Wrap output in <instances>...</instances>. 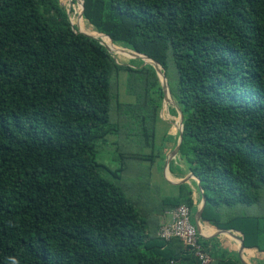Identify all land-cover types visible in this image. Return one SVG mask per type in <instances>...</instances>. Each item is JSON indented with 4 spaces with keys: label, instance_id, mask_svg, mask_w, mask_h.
I'll return each mask as SVG.
<instances>
[{
    "label": "trees",
    "instance_id": "obj_1",
    "mask_svg": "<svg viewBox=\"0 0 264 264\" xmlns=\"http://www.w3.org/2000/svg\"><path fill=\"white\" fill-rule=\"evenodd\" d=\"M82 1L83 19L111 52L113 44L161 66L183 117L177 155L205 198L201 221L264 253V214L246 212L264 188V0ZM122 72L131 103L119 100ZM163 99L151 65L116 63L59 0H0V264H200L180 240L157 236L167 212L193 209L189 185L156 196L142 178L124 181L141 174L134 162L159 156ZM107 130L122 148L114 170L95 161ZM199 243L210 264H243Z\"/></svg>",
    "mask_w": 264,
    "mask_h": 264
},
{
    "label": "rangeland",
    "instance_id": "obj_2",
    "mask_svg": "<svg viewBox=\"0 0 264 264\" xmlns=\"http://www.w3.org/2000/svg\"><path fill=\"white\" fill-rule=\"evenodd\" d=\"M60 4L65 7L68 15L69 20L72 26H74L77 30L79 29L83 33L88 32H94L92 27L83 19L82 16L79 15V0H59ZM91 34V33H89ZM93 35V34H91ZM112 52L111 55L115 59L116 63L119 65H127L133 68L142 67L145 65H149L150 61L147 62L143 59V57H135L132 55L133 52H131L128 49H123L116 45H111ZM167 77L170 81V84L173 86L176 85L178 78L176 75V71L174 68V64L172 61L169 62V67L167 71ZM125 73L122 72L120 74V96L119 100L121 102H133L134 97L131 95H128L125 93ZM175 105L177 108L175 102L170 97L168 103L163 100V105L160 111V117L164 119L167 122H171L172 126L176 128L177 133L179 132L180 124H179V112L178 115H175V117L171 114L172 111V105ZM178 110V108H177ZM161 118L158 119L156 124V140H155V147L153 149V152L155 154H159V156L154 160L153 163H150L149 161H142V162H134L133 170L138 167L141 174H137L133 172V176L129 175L128 177H124L125 183L127 182L130 186L133 184L135 186L136 179H143L145 182H149L152 186L150 189V192L156 196H164V195H172L171 193L176 191L174 186L169 182V179L172 181L170 175L168 174V167H164L165 163L167 161V158L165 156L166 150L174 149V147L169 145L170 142H173V138L170 137L168 130L170 124L163 122ZM127 127V132L129 136L126 138V140L133 145L131 148V151L136 152V146L139 145V139L140 137L137 134L136 125L134 122L129 121ZM106 131V129H105ZM111 130H107V140L103 141L100 140L96 143V148L94 149L96 152V159L95 161L103 164L107 168L114 170L118 168L121 164V160L119 159V151H122V148L119 147L120 143L118 142L119 137L115 133H109ZM138 152L144 153V155L150 154L151 149L149 148H139ZM164 153V156L163 154ZM164 157V159H163ZM137 165V166H135ZM187 165V164H186ZM173 173L174 169L172 168ZM172 173V172H171ZM100 175L106 179H109L113 181L114 183L118 184V180L113 178L106 170L100 169ZM260 204H255L250 206L248 209L249 211H246L249 214H264L263 210L260 211V207H264V188L260 191ZM242 206H237L236 208L232 209V212H239L241 210ZM246 214V213H245ZM193 222V221H192ZM229 256L232 258H239V255L237 252L235 253H229L227 252ZM246 263V262H245Z\"/></svg>",
    "mask_w": 264,
    "mask_h": 264
},
{
    "label": "crops",
    "instance_id": "obj_3",
    "mask_svg": "<svg viewBox=\"0 0 264 264\" xmlns=\"http://www.w3.org/2000/svg\"><path fill=\"white\" fill-rule=\"evenodd\" d=\"M172 106L173 107L171 114L175 117V115H178V110L174 104ZM162 121L170 124L168 133L170 137L173 138L172 139L173 142H170L169 145H171V147L172 146L176 147L178 141V133L176 131V128L171 127L172 126L171 122H167L164 119H162ZM174 149L172 148L170 149V151L169 149L166 150L165 156L167 158V161L164 167L166 168L170 164L168 169V174L170 175L169 178H171L172 181L169 179V182H171V184L174 185V188L177 184L185 182L189 185L190 189L192 190L194 206L193 209L191 210V213H192V220L194 221L195 213L200 208L202 203V196H201L202 191L200 187H198L197 180L194 177H192L191 176L192 174L188 171L185 161L180 159L178 155L172 156V151ZM172 168L174 169V173ZM174 192L177 193V190ZM169 220H170V214L167 212L163 217H161L159 225L162 222H168ZM199 232L201 238L208 240V246L212 249V251L224 250L229 253L237 252L238 255L241 256L243 261L246 262L247 264H264V253H257L255 250H251V249H244V248L241 249L239 239L242 236L239 232L233 230L226 231V230L217 229L214 226L210 225L209 223L201 221V219L199 221Z\"/></svg>",
    "mask_w": 264,
    "mask_h": 264
},
{
    "label": "built area",
    "instance_id": "obj_4",
    "mask_svg": "<svg viewBox=\"0 0 264 264\" xmlns=\"http://www.w3.org/2000/svg\"><path fill=\"white\" fill-rule=\"evenodd\" d=\"M168 213L170 220L159 225L157 236L164 241H169L172 238L180 240L185 250L192 253L200 264H210L212 257L204 251L199 243L200 235L192 222L191 209L186 205H179Z\"/></svg>",
    "mask_w": 264,
    "mask_h": 264
},
{
    "label": "water",
    "instance_id": "obj_5",
    "mask_svg": "<svg viewBox=\"0 0 264 264\" xmlns=\"http://www.w3.org/2000/svg\"><path fill=\"white\" fill-rule=\"evenodd\" d=\"M79 3H80V6H81V12H80V16H82V13H83V1L82 0H79ZM78 32L79 33H82V34H84V35H86V36H89V37H91V38H94V39H97V40H99L100 41V43L107 49V51L110 53L111 51L109 50V48L99 39V38H97V37H95V36H93V35H90V34H88V33H83V32H81L79 29H78ZM132 52V51H131ZM134 53V55L136 56V57H145V58H147V59H149L150 60V63H149V65H151L153 68H154V70L156 71V74H157V76H158V78H159V81H160V84H161V87H162V89H163V93H164V101H166L167 103H168V101H169V99H170V93H169V90H168V86H167V81H166V77H165V75H164V73H163V71H162V69H161V66L159 65V64H157L155 61H153V60H151L150 58H148V57H146V56H144V55H142V54H138V53H135V52H133ZM178 112H179V124H180V128H179V132H178V141H177V145H176V147H175V149L172 151V156H176L177 154H178V151H179V146H180V144H181V142H182V120H183V117H182V114H181V112L178 110ZM192 177H194L193 175H191ZM195 178V177H194ZM196 180H197V182H198V187H200L199 186V180L197 179V178H195ZM204 206H205V198L202 196V203H201V206H200V208L197 210V212L195 213V217H194V224H195V226H196V228H197V231H198V234L200 235V232H199V221H200V219H201V216H202V211H203V208H204ZM227 231V230H226ZM239 241H240V247H241V249H243L244 248V246H243V238L241 237L240 239H239ZM239 259H240V261H242V263L243 264H247V263H245L244 261H243V259L241 258V256H239Z\"/></svg>",
    "mask_w": 264,
    "mask_h": 264
},
{
    "label": "bare ground",
    "instance_id": "obj_6",
    "mask_svg": "<svg viewBox=\"0 0 264 264\" xmlns=\"http://www.w3.org/2000/svg\"><path fill=\"white\" fill-rule=\"evenodd\" d=\"M85 33H86V32H85ZM88 33H91V34H93V35L100 36V34H98L97 32H88ZM103 41L106 43V45H108V43H107V41H106L105 38H103ZM146 61L149 62L150 60L148 59V60H146Z\"/></svg>",
    "mask_w": 264,
    "mask_h": 264
}]
</instances>
